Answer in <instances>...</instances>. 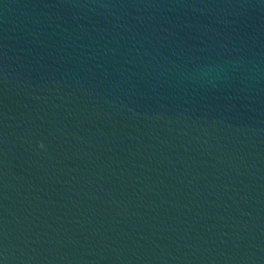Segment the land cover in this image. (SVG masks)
I'll return each mask as SVG.
<instances>
[{
	"label": "water",
	"instance_id": "obj_1",
	"mask_svg": "<svg viewBox=\"0 0 264 264\" xmlns=\"http://www.w3.org/2000/svg\"><path fill=\"white\" fill-rule=\"evenodd\" d=\"M0 264H264V0H0Z\"/></svg>",
	"mask_w": 264,
	"mask_h": 264
}]
</instances>
